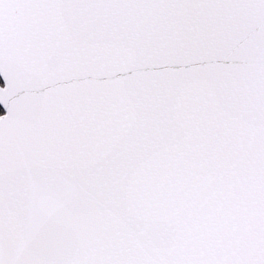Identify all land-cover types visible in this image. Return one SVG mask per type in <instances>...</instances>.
Segmentation results:
<instances>
[{
	"label": "snow or ice",
	"instance_id": "6c2138e0",
	"mask_svg": "<svg viewBox=\"0 0 264 264\" xmlns=\"http://www.w3.org/2000/svg\"><path fill=\"white\" fill-rule=\"evenodd\" d=\"M0 264H264V0H0Z\"/></svg>",
	"mask_w": 264,
	"mask_h": 264
}]
</instances>
